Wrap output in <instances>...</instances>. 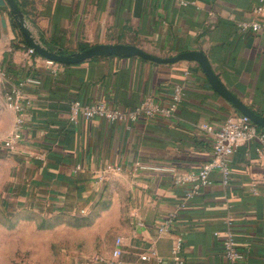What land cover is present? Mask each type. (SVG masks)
I'll list each match as a JSON object with an SVG mask.
<instances>
[{"label":"crops","instance_id":"crops-1","mask_svg":"<svg viewBox=\"0 0 264 264\" xmlns=\"http://www.w3.org/2000/svg\"><path fill=\"white\" fill-rule=\"evenodd\" d=\"M16 2L35 39L63 53L97 43L133 44L162 57L202 51L223 84L264 116V34L239 27L257 17L254 7L264 0ZM28 47L0 0V171L9 211L92 217L67 264H154L144 256L152 249L169 256L178 240L184 264H264V141L237 147L228 184L217 169L207 184L188 178L212 158L214 130L238 111L197 61L99 55L62 63L54 73ZM28 76L40 83L20 88L19 99L28 101L22 139L9 149L2 142L19 112L7 105V94ZM176 84L184 96L171 116L70 118L73 99L130 110L147 97L168 104ZM163 221L170 230L159 231ZM229 222L245 253L233 263L221 244ZM118 237L122 252L114 256Z\"/></svg>","mask_w":264,"mask_h":264},{"label":"built area","instance_id":"built-area-1","mask_svg":"<svg viewBox=\"0 0 264 264\" xmlns=\"http://www.w3.org/2000/svg\"><path fill=\"white\" fill-rule=\"evenodd\" d=\"M254 13L256 18L250 21H243L239 23L244 31H250L253 33L264 34V18L262 14L264 12V4L261 3L254 7ZM29 53H34L35 50L32 47H28ZM45 63L56 73L61 66V62L44 58ZM40 80L35 77H25L19 82V86L11 89L7 94V105L19 112L16 118V122L13 131L3 140L2 145L6 148L12 149L22 139V127L24 125V118L21 114L28 101L23 102L19 98L23 97L20 88L26 84H39ZM184 96V91L181 85H174L172 99L168 104L155 101L152 98H145L133 109L123 110L115 106L108 105L106 102H94L90 104L82 103L78 99H73L69 103L70 118L76 120L78 118L91 119L93 117H100L106 119L109 122H127L135 121L139 117H153L156 115L171 116L173 115L178 104ZM258 137L264 141V132L259 130L257 124H255L248 116L239 112L233 111L220 123V126L213 132L212 142V158L204 163L202 167L188 175V178L196 181L197 184L203 185L210 183L209 173L212 169H217L222 173L223 184H228L231 179V162L234 151L244 141ZM185 203H181L179 206L183 207ZM168 222V221H167ZM159 222L157 228L159 231H168L171 229L170 224ZM218 234V231L214 232ZM221 244L223 247V257L229 263H233L245 256L243 250H240L235 242V235L231 228L230 222L227 223L221 236ZM120 237L116 238L115 248L113 255L118 256L121 254ZM180 241H176L173 251L169 256L159 255L154 249L149 253L150 255L144 256V261H149L150 257L154 258V264H184L185 258L181 255Z\"/></svg>","mask_w":264,"mask_h":264},{"label":"rangeland","instance_id":"rangeland-1","mask_svg":"<svg viewBox=\"0 0 264 264\" xmlns=\"http://www.w3.org/2000/svg\"><path fill=\"white\" fill-rule=\"evenodd\" d=\"M0 171V264H67L78 245L82 227L72 215L39 211H9L4 206ZM92 222V221H91Z\"/></svg>","mask_w":264,"mask_h":264},{"label":"water","instance_id":"water-1","mask_svg":"<svg viewBox=\"0 0 264 264\" xmlns=\"http://www.w3.org/2000/svg\"><path fill=\"white\" fill-rule=\"evenodd\" d=\"M7 2L11 8L13 15L16 17L22 29L24 38L27 43L36 52L46 58L61 63H74L84 60L86 58H91L99 55L119 54L138 55L157 62H175L181 59L194 60L201 65L206 77L208 78L209 82L214 87V89H216L226 100H228L239 112L248 116L258 126L264 127V116L256 113L251 108H249L223 84L220 78L213 71L207 56L202 51H182L177 53L176 55L162 57L146 52L133 44L97 43L80 51L63 53L58 50L48 49L44 47L40 42H38L29 30V27L24 17V13L20 9L16 0H7Z\"/></svg>","mask_w":264,"mask_h":264},{"label":"trees","instance_id":"trees-1","mask_svg":"<svg viewBox=\"0 0 264 264\" xmlns=\"http://www.w3.org/2000/svg\"><path fill=\"white\" fill-rule=\"evenodd\" d=\"M258 128H262V127L261 126H258ZM72 218L79 220L80 224H82V223L88 224V223H90L92 221L91 220L92 217H76V216H72Z\"/></svg>","mask_w":264,"mask_h":264}]
</instances>
